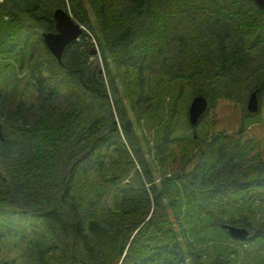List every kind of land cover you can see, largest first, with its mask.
Returning <instances> with one entry per match:
<instances>
[{
  "label": "trees",
  "instance_id": "1",
  "mask_svg": "<svg viewBox=\"0 0 264 264\" xmlns=\"http://www.w3.org/2000/svg\"><path fill=\"white\" fill-rule=\"evenodd\" d=\"M0 7V264H233L238 250L225 243L223 217L242 212L230 223L247 227L258 215L251 191L264 188L263 151L255 140L215 135L184 178L182 161H173L193 149L169 155L177 171L160 185L142 161L138 184L124 185L139 149L113 69L135 72L133 104L157 111L166 129L168 111L187 90L209 107L243 103L264 87V11L252 0H7ZM59 8L88 30L61 61L40 33L56 32ZM7 68L15 72L11 85L1 77ZM248 240L235 241L249 257ZM6 246L19 251V262L1 257Z\"/></svg>",
  "mask_w": 264,
  "mask_h": 264
},
{
  "label": "rangeland",
  "instance_id": "2",
  "mask_svg": "<svg viewBox=\"0 0 264 264\" xmlns=\"http://www.w3.org/2000/svg\"><path fill=\"white\" fill-rule=\"evenodd\" d=\"M6 2L5 0H0V5L5 4ZM16 12L18 14H21L20 8L16 9ZM34 21V24H36L37 19H34ZM81 26L85 29V31L88 32L87 28H85L83 25ZM40 33H44V31H40ZM93 37L92 41L95 42V39H93ZM262 37L264 39V34L262 35ZM99 62L101 64L100 60ZM113 73L117 75L116 79L119 90L118 92L124 100L129 119L132 123V127L134 130V145L136 146V149H139L137 153L138 160H135L137 168H128L123 173L122 179L124 185H135L136 183L138 184V169L140 171L145 169L146 172H150L149 175L151 181H154L153 184L160 185L165 175L173 176L177 171L175 167L173 169V167L170 166L172 158L169 157V155L173 152L176 154V157L183 156L180 154V151H182V149H184L185 151H187V149H193V153L188 155L187 160L184 158V160L173 161L174 165H176L177 162L182 161L181 166L184 165L185 169L182 172L180 171V173L184 178V175L190 173L199 162L200 153L205 148L204 142L210 140V138L215 135L222 134L231 136L237 140L241 139V141L243 142L249 139L255 140L259 145V151H263L264 154V87H262L259 93L260 111L257 114L252 115L248 112L247 109L251 94L247 97L246 100H244L243 103L220 100L215 104L210 105L208 113L205 115L199 126L195 129L190 127L188 121V111L194 96L191 90H187L177 101L176 106L174 107L175 110H173L172 113L171 111H168V116H171V118L169 119V129H166L165 127H161L160 123H157V111L152 112L150 109L145 107V104L143 102L138 105L135 103L133 104V101L138 94L137 89L134 85V81H136L138 77L135 72L128 69L117 70L116 68H114ZM14 75L15 72L12 73L11 70L7 68L5 72L2 73L1 77L2 79H6L5 83L11 85L14 81ZM20 77L24 79L25 72L21 73ZM147 81H149V77ZM28 89H32L30 85L28 86ZM164 118L165 117H163V119ZM164 129L166 130L165 133L163 131ZM207 130L208 132H206ZM166 136L168 138V143L163 142V139ZM201 144L203 145L202 149L201 151H198L197 146ZM158 151H160V153H158ZM196 153V156L198 157L194 158V155ZM140 161H142V163L144 164V169ZM260 163L263 164L264 159L261 160ZM98 180H100L103 185H106L107 177L101 176ZM142 180L146 182L147 188H151L152 184L149 181H146L144 177ZM261 184H264V182H262ZM251 193L256 197V200L254 201L255 206H253V209L257 211L258 215H256L255 218H251L248 220V222L251 223L249 226L246 227V223H239V225L230 223V219L232 217L238 218L239 220L242 219V217L244 216V213L242 212L236 214L232 213L231 209H229L228 211L226 210V215H224L223 217L224 223H222L221 227H224V225L226 224L237 227H245L250 232V240H248L247 242H253V254L249 255L248 257L245 256L243 250L244 242L239 243L240 241H235V238H232L231 236L230 238L227 237L225 243L229 244L228 246L232 251L234 249L238 250L237 257L234 258V261H232L233 264H264V249L259 250L256 248V246L259 244L258 238L264 239V188H254ZM152 196L154 198L153 194ZM220 200L221 199L219 198L216 199L217 203H220ZM194 222H196V220ZM258 230L260 233L258 232ZM256 232H258V235L260 236L254 238ZM206 245H202L201 247H199V250L205 249ZM215 247L216 246L208 247V252L210 253L211 250H214ZM246 247H249V244H247ZM13 248L14 247L8 246L3 247L1 249V257L6 260L16 259L17 262H19V251H15ZM184 250L185 253H188L189 248L187 247V245H184ZM230 256L234 257L231 254ZM0 260L2 261V259ZM192 263L193 262H190V264Z\"/></svg>",
  "mask_w": 264,
  "mask_h": 264
},
{
  "label": "water",
  "instance_id": "3",
  "mask_svg": "<svg viewBox=\"0 0 264 264\" xmlns=\"http://www.w3.org/2000/svg\"><path fill=\"white\" fill-rule=\"evenodd\" d=\"M252 1L260 10L264 11V0ZM53 17L56 32H44L42 38L45 46L49 49L51 54L58 61H61L66 48L75 41H78L85 29L64 9H56ZM92 54H96V51ZM247 109L252 115L257 114L260 111L258 91L251 94ZM208 111V99L203 95L194 96L188 111V121L190 126L192 128L198 127ZM224 228L228 231L231 237L237 240L245 241L249 238L250 232L245 227L225 225Z\"/></svg>",
  "mask_w": 264,
  "mask_h": 264
},
{
  "label": "flooded vegetation",
  "instance_id": "4",
  "mask_svg": "<svg viewBox=\"0 0 264 264\" xmlns=\"http://www.w3.org/2000/svg\"><path fill=\"white\" fill-rule=\"evenodd\" d=\"M217 136V135H216Z\"/></svg>",
  "mask_w": 264,
  "mask_h": 264
}]
</instances>
